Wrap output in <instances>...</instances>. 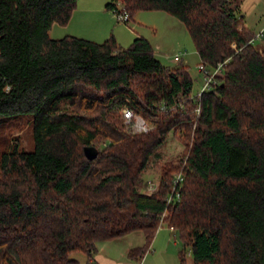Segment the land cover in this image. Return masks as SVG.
Listing matches in <instances>:
<instances>
[{"label":"trees","instance_id":"1","mask_svg":"<svg viewBox=\"0 0 264 264\" xmlns=\"http://www.w3.org/2000/svg\"><path fill=\"white\" fill-rule=\"evenodd\" d=\"M117 1L129 18L160 9L180 19L200 63L225 61L217 83L193 94L183 58L164 65L142 35L125 47L113 35L51 37L77 0H0V129L22 120L32 137L29 149L0 150V264H79L71 253L91 257L97 240L135 230L144 243L127 255L142 258L163 223L193 264H264V45L234 0L106 7ZM124 106L153 128L131 130ZM170 132L186 151L144 192L142 174ZM85 145L98 148L94 158ZM178 174L179 199L168 202Z\"/></svg>","mask_w":264,"mask_h":264},{"label":"rangeland","instance_id":"2","mask_svg":"<svg viewBox=\"0 0 264 264\" xmlns=\"http://www.w3.org/2000/svg\"><path fill=\"white\" fill-rule=\"evenodd\" d=\"M110 1V0H106ZM239 5L240 14L243 15V22L249 29L257 34L258 25L254 24L255 17L253 10L260 7L263 0H234ZM118 4H121L117 1ZM115 15V14H114ZM88 18H94L96 21L107 22L108 31L106 33L97 34L98 38L92 39L93 35H89V31L81 32L79 21L70 20L68 24H53L49 30V35L53 38H59L65 34L79 35L80 37L101 42L109 35L115 37L116 42L125 47L130 44L134 36L142 35L147 38L154 49L156 57L168 66L175 65V61L183 58V62L188 67L189 75L192 78V92L197 94L203 85V74L199 70L200 59L195 50L194 42L188 33L185 25L176 16L160 9H142L136 11L132 20L128 22L117 20L116 16L112 20L105 18L103 11H94ZM102 32V29L99 30ZM86 33V34H85ZM116 35V36H115ZM117 37V38H116ZM258 49L262 48L263 41L255 37L253 43ZM182 51L184 57L173 59L172 56L176 51ZM209 67V66H208ZM112 113L117 115V111ZM112 115V114H111ZM18 141L21 147L29 149L32 147L31 128L27 122L15 120L13 123L5 124L0 129V150L7 143ZM186 147L183 139L178 133H168L164 143L161 145L158 155L153 156L148 168L142 174V187L144 192H151L148 182H159L160 168L163 163L168 160H177L184 154ZM104 243V246L101 244ZM144 243V234L140 230L128 232L124 235L113 239L97 240L96 245L104 247L105 252L112 254L117 259L129 262V264H180L179 249H183V253L187 264H193L190 254V246H184L176 231H173L165 223L161 224L156 232L149 250L145 252L143 257L130 258L127 252L130 248L140 246ZM71 257L77 259L79 264H87V255L83 252H73ZM115 259V258H114ZM121 260V261H123Z\"/></svg>","mask_w":264,"mask_h":264},{"label":"crops","instance_id":"3","mask_svg":"<svg viewBox=\"0 0 264 264\" xmlns=\"http://www.w3.org/2000/svg\"><path fill=\"white\" fill-rule=\"evenodd\" d=\"M107 2L108 1H106V0H77L76 6L72 11L71 17L66 24H68L70 20H74V19L78 20L79 21V28H80L81 32L89 31V35L95 36L92 39L98 38L97 34H101L103 32L104 33L110 32V31H108L107 22L105 20L95 22L96 19L94 20V18H91V19L88 18L89 14L91 15L94 11L100 10V11H103L105 18H107L108 20L110 19V21H111L112 17L114 19V17H115L114 11L112 8L110 9V8L106 7ZM116 5H119V4L116 3ZM253 13H254V15H257V17H255L254 24L258 25L259 29L263 28L264 27V0L261 2L260 7L257 6L254 8ZM129 20H132V17H130L125 22H128ZM54 24H56V23H54ZM52 26H54V25H52ZM101 29H102V32H99V30H101ZM75 36H79V35H75ZM101 246H104V243H102ZM104 247L99 248L96 245V250L94 251L92 256L91 257L87 256L86 263L87 264H95V263L96 264H129V262L124 261L123 259H121V260H123V261H121V260L117 259L116 257L112 256V254H108L107 252H105ZM93 262H95V263H93Z\"/></svg>","mask_w":264,"mask_h":264},{"label":"built area","instance_id":"4","mask_svg":"<svg viewBox=\"0 0 264 264\" xmlns=\"http://www.w3.org/2000/svg\"><path fill=\"white\" fill-rule=\"evenodd\" d=\"M114 14L119 21H127L129 19V13L127 9L122 5L119 4L117 7L113 8ZM263 33V29H259L257 34H255L256 37H261ZM182 51H176L174 55L172 56L173 59H178L181 56H183ZM225 61L219 62L216 66L213 68H208L204 65V63H200L198 65L199 70L203 74V85L201 87V90L198 92L200 94L204 89H209L213 84L217 83V74L221 72V67ZM196 112L199 111V107L195 109ZM123 121L128 124V127H130L131 130L135 132H147L153 128V124L148 120L145 119L142 115L136 113L131 107L124 106L121 111ZM182 180V176L180 174L176 175L174 178V186L173 191L167 196V201L171 202L175 199H179V190H178V182ZM149 189H154L156 187L155 182H148Z\"/></svg>","mask_w":264,"mask_h":264},{"label":"water","instance_id":"5","mask_svg":"<svg viewBox=\"0 0 264 264\" xmlns=\"http://www.w3.org/2000/svg\"><path fill=\"white\" fill-rule=\"evenodd\" d=\"M83 149L88 158H94L98 153V148L94 145H85Z\"/></svg>","mask_w":264,"mask_h":264}]
</instances>
